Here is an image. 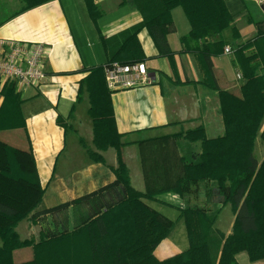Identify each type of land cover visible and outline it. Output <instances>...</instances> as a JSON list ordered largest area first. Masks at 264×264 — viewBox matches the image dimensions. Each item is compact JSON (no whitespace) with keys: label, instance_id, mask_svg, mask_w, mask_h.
Listing matches in <instances>:
<instances>
[{"label":"crops","instance_id":"0c3cea01","mask_svg":"<svg viewBox=\"0 0 264 264\" xmlns=\"http://www.w3.org/2000/svg\"><path fill=\"white\" fill-rule=\"evenodd\" d=\"M227 2L236 18L222 36L232 52L212 57V63L223 86L238 89L242 80L234 47L264 31V0ZM26 4L0 0V40L44 45L48 77L37 86L0 82V139L34 156L44 194L17 231L22 239L38 242L44 236L75 231L124 198L112 169L117 164L115 149L103 152L105 162L90 156L93 121L80 86L93 68L119 61L113 58L115 53L141 26L145 11L154 13L158 5L156 0H94L97 14L92 15L85 0H47L23 9ZM172 16L173 28L166 40L168 49L175 52V69L145 26L136 33L138 44L121 56L143 57L154 80L137 88L110 90L116 126L124 135L123 155L132 185L152 193L146 199L152 208L174 221L182 209L200 208L223 229L221 215L230 206L224 203L216 181L203 179L183 191L173 187L181 177L182 162L195 159L187 158V149L197 148L172 136L202 122L207 136L215 138L224 134L225 126L218 93L198 82L197 61L183 52L182 37L191 30L184 9L175 7ZM141 151H145L142 158L136 157ZM234 219L232 215L231 227ZM227 230L231 233L230 225ZM186 245L185 226L178 220L173 235L157 246L155 254L166 259L181 253ZM19 254L29 258L31 248ZM247 258L246 253L237 255L239 264H251Z\"/></svg>","mask_w":264,"mask_h":264},{"label":"trees","instance_id":"16d2710c","mask_svg":"<svg viewBox=\"0 0 264 264\" xmlns=\"http://www.w3.org/2000/svg\"><path fill=\"white\" fill-rule=\"evenodd\" d=\"M24 1L27 4L23 9H27L47 0ZM85 1L90 13L96 15L94 0ZM156 3V11H145L141 26L135 28L113 58H119V63L144 61L143 57L121 56L138 44L136 33L145 26L175 69V52L168 49L166 35L173 28L172 10L179 6L184 9L191 30L182 37L183 52L195 57L201 73L198 82L217 91L225 132L209 138L200 125L172 136L201 143L197 157L182 162L181 177L173 187L183 191L203 179L216 181L225 204H230L235 215L232 233L223 234L205 210L184 208L178 220L185 226L186 247L175 256L157 257L155 249L173 235L178 220L147 203L146 199L153 196L149 190L141 192L132 185L123 155L124 135L117 129L112 92L104 67L100 66L93 68L80 86V93L87 91L91 102L96 150H91L90 156L105 162L98 151L115 149L117 164L112 169L115 185L122 188L124 198L75 231L44 236L38 242L22 239L17 226L39 207L44 189L32 152L0 139V264H239L237 255L241 252L254 261H264V158L259 160L255 155L257 140L264 143V31L234 47L242 81L238 89L226 88L212 57L225 52L228 45L222 33L236 18L227 0ZM25 248H31L29 258L16 255Z\"/></svg>","mask_w":264,"mask_h":264},{"label":"built area","instance_id":"2783aa9c","mask_svg":"<svg viewBox=\"0 0 264 264\" xmlns=\"http://www.w3.org/2000/svg\"><path fill=\"white\" fill-rule=\"evenodd\" d=\"M226 53H231L229 46ZM45 47L16 40H0V82L14 81L21 86H37L47 80L45 70ZM107 86L111 91H119L151 84L145 61L134 63L113 62L104 67ZM241 78V75L238 76Z\"/></svg>","mask_w":264,"mask_h":264},{"label":"rangeland","instance_id":"374dc122","mask_svg":"<svg viewBox=\"0 0 264 264\" xmlns=\"http://www.w3.org/2000/svg\"><path fill=\"white\" fill-rule=\"evenodd\" d=\"M264 72V71H263ZM242 79V78H241ZM206 88H208V87H206ZM209 90H212V89H210V88H208ZM212 91H214V92H217V91H215V90H212ZM83 95H84V97H86L85 98V107H86V109H87V111H88V115H89V117L91 118V120H92V117H91V115H90V106H91V102H90V99H89V95H88V93H87V91H84L83 93H82ZM89 105V106H88ZM83 112H84V115H86V111L83 109ZM93 121V120H92ZM201 121V120H200ZM199 122V121H198ZM200 125H202V126H204L205 127V125L202 123V122H199V124H198V126H200ZM93 126H94V124H93ZM190 127H192V129L193 128H195V127H197V125H191ZM187 129H191V128H187ZM187 129H182L181 130V132H179V133H183L185 130H187ZM93 130V135H92V137L94 138V129H92ZM205 131H206V127H205ZM207 134V133H206ZM187 141V140H186ZM186 143V142H185ZM194 144L193 146L194 147H196L197 149L196 150H194V149H192V148H188L187 149V158L188 159H191V158H196L197 157V155H198V152L200 151L201 152V143L200 142H195V143H191V142H189L188 141V144ZM92 144H93V149H91V150H96V146H95V144L93 143V141H92ZM185 144H182V148H185L186 149V147L187 146H184ZM109 149H113V148H109ZM185 149H183L184 151H183V153H185L186 151H185ZM90 150V151H91ZM99 153H102L103 154V152L104 151H98ZM145 152V151H144ZM143 151H141V152H138L137 154H136V157H140V158H142V156L145 154ZM199 152V153H200ZM255 155L259 158V160H262L263 158H264V143L262 142V140L259 138L258 140H257V143H256V147H255ZM124 159H125V157H124ZM129 169V168H128ZM224 196V195H223ZM225 198V197H224ZM225 203V202H224ZM229 206H230V204H228ZM216 215V218H217V214H215ZM232 215H234V213L232 212V210H231V206H230V208L228 207V208H226L225 209V212L221 215V217H222V220H221V223H220V226L223 228V227H225V228H223V229H219L223 234H225V235H228V230H227V225L229 226L230 225V232L232 233V230H233V226L231 227V221H232ZM215 221L217 222V219H215ZM215 225V227H216V224H214ZM217 228V227H216ZM230 234V233H229ZM241 253H245V252H241ZM241 253H239V254H241ZM247 254V253H246ZM248 255V254H247ZM240 256V255H239ZM248 257H249V255H248ZM19 259L18 258H16V261H18ZM240 260V259H239ZM247 261L249 262V263H251V264H254L255 262H257V261H260V260H256V261H254V260H252L250 257L249 258H247ZM241 262H243V261H241ZM248 264V263H247Z\"/></svg>","mask_w":264,"mask_h":264}]
</instances>
